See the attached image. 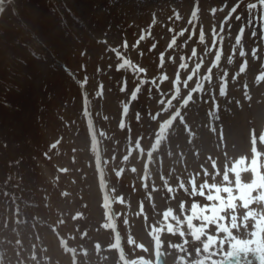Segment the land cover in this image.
I'll list each match as a JSON object with an SVG mask.
<instances>
[{
    "label": "rangeland",
    "instance_id": "obj_1",
    "mask_svg": "<svg viewBox=\"0 0 264 264\" xmlns=\"http://www.w3.org/2000/svg\"><path fill=\"white\" fill-rule=\"evenodd\" d=\"M48 1L4 0L0 18V69L6 68L7 75L19 70L17 65L8 69L7 46L14 56L17 53L19 65L24 63L23 70L35 69L26 95L14 92L8 97L14 105L26 101L30 107L24 112L2 109L0 118L13 122L15 129L8 133L12 141L27 131L28 142L36 147L28 155L38 163L28 173L34 176L35 199L28 194L13 195L10 206L0 205L5 214L0 217V264H154L159 252L166 264H236L225 255L227 244L215 255L203 251L197 255L195 249H202V241L191 237L186 214L194 201L201 206L208 203L204 197L191 195L190 181L195 178L197 188L205 179L222 186L225 167L231 169L241 157L250 164L253 135L260 153L258 165L264 171V142L260 140L264 135V81L256 80L264 72V37L259 26H247V5L258 0H64L77 17L69 25L71 36L68 32L65 38L49 13ZM256 15L253 10L252 16ZM242 25L245 30L236 45ZM174 37L175 45L169 49ZM221 39V59L213 66ZM233 46L236 54L229 64ZM253 48L258 49V59L252 55ZM193 49L196 57L189 61ZM241 50L246 53L243 58ZM161 53L163 67L159 66ZM182 56L188 67L180 72L181 81L202 58L188 89L210 67L211 83H204L202 99L195 95L194 102L181 109L184 124L177 120L161 127L179 106L177 100L172 109L163 111L160 100L162 94L167 99L172 92ZM245 59L246 70L237 75ZM124 60L128 65L118 71ZM222 77L225 96L219 94ZM153 79L155 87L142 83ZM125 82L126 90L121 91ZM245 85L250 99L245 97ZM188 89L181 85L180 94L187 95ZM213 96L218 105L215 112ZM17 115L22 120L14 121ZM41 143L46 147L42 156ZM23 151L20 148V157ZM13 154L14 150L11 158ZM0 174H4L1 168ZM229 179L234 184L231 172ZM251 179L250 172L242 173V181ZM252 208L264 211L261 204ZM169 209L175 219H165ZM237 214L242 219L245 210L238 208ZM252 223L248 222L247 230L232 229L233 234L251 238ZM172 226L176 235L167 232ZM179 231L185 233L186 245ZM208 234L216 235L215 226ZM249 260L258 264L254 255Z\"/></svg>",
    "mask_w": 264,
    "mask_h": 264
},
{
    "label": "snow or ice",
    "instance_id": "obj_2",
    "mask_svg": "<svg viewBox=\"0 0 264 264\" xmlns=\"http://www.w3.org/2000/svg\"><path fill=\"white\" fill-rule=\"evenodd\" d=\"M239 5L237 4L234 6L229 14L230 18L231 13L236 11V7ZM247 9L249 12V19L247 21L248 27L255 28L259 26L261 28L262 37H264V0H258V3H249L247 5ZM253 10H256L257 15L252 16ZM196 15V12H193V16ZM238 20L241 18L240 16L236 17ZM245 30V26L242 25L240 28V34L236 37V45L241 43V36L243 35ZM171 31V29H170ZM223 31V24L221 25V32ZM215 27L213 28V47L215 48L217 45V40L215 36ZM182 34V33H181ZM30 35H35L36 39L39 40V34L33 31H30ZM150 35V33H149ZM253 38L256 37V31L253 30L252 32ZM141 40L144 39V34L141 35ZM204 40L203 32L201 31L200 41ZM176 38L174 37L173 40L169 44V49L175 45ZM139 41H137V46ZM221 49L217 51L215 56V61L213 66H218V62L221 59L220 52L222 51V39L220 41ZM125 48L127 47V42L125 41ZM155 45H153V48ZM152 49H150L151 51ZM257 51L258 49L253 48L252 55L254 58H257ZM236 54L235 46H233L232 54L228 57V63H232V57ZM239 55L243 58L245 57L246 53L244 50H241ZM196 57V50H192L191 57L188 58L190 61L191 59ZM163 58L164 53L160 54L161 64L160 67H163ZM128 61L124 60L120 65H118L117 70L126 67L128 65ZM248 61L245 59L239 68V75L240 73H244L247 67ZM202 66V58L200 62L196 63L195 67L192 69V74L187 75L183 81L180 80V72L187 69L188 61H186L185 57H181V62L179 68L177 69L176 79L173 81V89L172 92L168 94V98L165 99L161 97L160 103L164 106L163 111H169L173 108V102L179 101V106L175 108L174 111L170 112L169 119L164 121L161 127L171 126L173 122L179 120L181 124H184V116L182 115L181 109L186 108L190 103H193V97L195 95H199L200 98H203L204 94V83H211V72L212 68L208 69V74L200 79H197L194 87L188 89V83L194 79L196 74L198 73L199 68ZM140 72H145L144 69H139ZM227 76V73H224V77ZM224 77L221 78V86L219 89L220 96L226 95V80ZM236 76H233L235 79ZM164 80H167L168 77L165 75L163 77ZM257 83L264 81V72H261L256 77ZM142 83L149 84L153 87L156 86V80H143ZM187 90V95L180 94V86ZM102 89V85H101ZM126 90V82L125 85L121 88V91ZM152 88H149V92H151ZM139 91V85L132 93V99L136 98V95ZM157 91L159 89L157 88ZM245 97L250 99L247 96V85H245ZM207 103L208 101H204ZM213 103V112L218 111V105L216 104L215 97L212 98ZM212 115V112L209 113ZM137 118L139 119V113L137 114ZM123 128V123L121 124ZM222 136V133H221ZM159 140V139H157ZM261 142H264V135L260 137ZM256 138L253 135V159L251 160L250 164L246 161V158L241 157L238 161H236L231 169L225 167L224 174H223V185L218 186L216 183H208V180L205 179L204 183L199 185L197 188L195 183V178H193L190 183L192 185L191 195L196 196L199 195L204 197L207 204L201 206L197 202H193L191 205V210L189 214H186L187 220V227L191 233V237L195 241H202V249L196 248L195 253L199 255L201 251L207 253L209 256L215 255L218 252H222L224 246L227 244L228 251L225 255L229 258H234L236 264H245V261L248 264H251L249 260V255H254L258 261V264H264V211L258 212L256 209L252 208L253 204H261L264 205V171L261 170V166L258 165L257 157L260 153L257 152L256 147ZM213 168L215 169V162H213ZM229 172H231L234 177V184L229 179ZM243 172H250L252 174V179L249 182L242 181V173ZM219 171H215V175H218ZM205 177L208 176L207 170L204 171ZM215 175L213 179H215ZM181 187L183 188V183H181ZM169 192L172 191L171 188L168 189ZM187 191V189H185ZM243 208L245 210V214L242 219L237 214V209ZM184 210V204L181 203V211ZM231 213V215H228ZM165 219H175L173 212L171 209L164 213ZM194 220L199 221L198 225H194ZM230 221V223H229ZM252 221V231L250 233L251 238L249 239H240L236 235L233 234L232 229H236L239 231L241 227L245 230L248 229L249 224L248 222ZM179 223V221H177ZM212 226H215L216 235L213 236L208 234V229ZM194 229V230H193ZM167 232L172 235H176L177 232L175 231L174 227L172 226L171 229L167 227ZM224 233V236L221 238L220 233ZM178 235L181 238L185 237V233L183 231H179ZM259 237V238H258ZM188 240L186 238L183 239V244H187ZM161 245V241H160ZM173 248L178 247V245H172ZM180 251H185L184 247H180ZM161 254L158 253V256ZM191 255V253H189Z\"/></svg>",
    "mask_w": 264,
    "mask_h": 264
},
{
    "label": "trees",
    "instance_id": "obj_3",
    "mask_svg": "<svg viewBox=\"0 0 264 264\" xmlns=\"http://www.w3.org/2000/svg\"><path fill=\"white\" fill-rule=\"evenodd\" d=\"M46 5L50 6L49 13L54 15V20L58 22V26H60V28L62 29L64 38L66 37L68 32L71 36L69 25L72 22L76 23V21L74 20V18L76 17L74 12L67 8V4H65L64 0L62 3L61 0H49ZM64 5L66 9H63ZM17 44H21V42L17 41ZM7 48L11 49V47L7 46L6 49H4L9 57L7 63L8 69H10L12 66L17 65L19 70L16 74L9 73L7 75L8 71H6V68L3 67V69H0V110L5 109L6 111L16 110L18 112H24V110H27L30 107L29 103H26L25 101L24 104L23 101H19L16 103V105H14L15 103L9 101L8 97L14 92L18 96H21L22 94L26 95L27 88H32V81H34L35 78V69L33 68L34 72H26L25 70H23L25 69L23 66L24 63H20L21 65H19L17 53L15 52L14 56V54H12V52ZM22 54L26 56L28 55V52L24 51ZM33 61H35V59H33ZM9 75H11L14 79H9ZM16 118L17 119L14 120L16 122L22 120L19 115H17ZM38 120H41L40 116H38ZM13 128L15 129L12 121L6 120L4 116L0 118V162L3 163L2 165L0 164V168L2 169V171H4V174H0V205L7 206H10V204L13 203V195H15L14 198H16L21 196L26 197L28 194L29 196L34 197V199L37 196V190L35 188H32L34 184L31 185L34 176H28L30 169H36V165H38V163L36 164L35 158L28 155L29 150H34L36 149V147L35 145L33 146L30 142H28L30 138L27 139L26 130H24L26 132L21 135L25 139L19 140L21 136L17 135L16 137L14 136L17 141H12L11 139L13 138V136L8 133L13 131ZM2 130L4 131L2 132ZM20 148H23L24 150V157L23 155L22 157H20ZM38 148L40 150L39 154L42 156L46 151V147L41 143ZM13 150L15 151V154H13L14 158H11L10 156L12 155ZM29 158H31V161L29 160ZM11 162L13 163L10 164ZM17 170H19L18 173H15ZM16 187L18 189L14 190L16 189ZM30 189L32 190L29 191ZM0 217H5L4 212L0 211Z\"/></svg>",
    "mask_w": 264,
    "mask_h": 264
},
{
    "label": "water",
    "instance_id": "obj_4",
    "mask_svg": "<svg viewBox=\"0 0 264 264\" xmlns=\"http://www.w3.org/2000/svg\"><path fill=\"white\" fill-rule=\"evenodd\" d=\"M3 4H4V2L2 0H0V15H1V9H2ZM156 264H165V262H164V256L162 254L157 257Z\"/></svg>",
    "mask_w": 264,
    "mask_h": 264
},
{
    "label": "bare ground",
    "instance_id": "obj_5",
    "mask_svg": "<svg viewBox=\"0 0 264 264\" xmlns=\"http://www.w3.org/2000/svg\"><path fill=\"white\" fill-rule=\"evenodd\" d=\"M120 0H118V2H119Z\"/></svg>",
    "mask_w": 264,
    "mask_h": 264
}]
</instances>
